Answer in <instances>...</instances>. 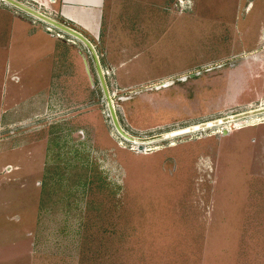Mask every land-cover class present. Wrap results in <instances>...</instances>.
<instances>
[{
	"label": "rangeland",
	"instance_id": "rangeland-1",
	"mask_svg": "<svg viewBox=\"0 0 264 264\" xmlns=\"http://www.w3.org/2000/svg\"><path fill=\"white\" fill-rule=\"evenodd\" d=\"M125 1L114 23L137 54L126 83L202 71L121 101L134 90L104 70L126 132L264 106V0ZM4 98L0 264H264V115L139 151L113 130L99 87Z\"/></svg>",
	"mask_w": 264,
	"mask_h": 264
},
{
	"label": "crops",
	"instance_id": "crops-1",
	"mask_svg": "<svg viewBox=\"0 0 264 264\" xmlns=\"http://www.w3.org/2000/svg\"><path fill=\"white\" fill-rule=\"evenodd\" d=\"M18 1L35 3L40 12L60 23H67L70 28L81 33L96 50L103 71H111L116 85L122 90H134L129 94H132L130 99L146 92L160 91L164 88H147L172 80L157 78L138 85L125 82L137 68V61L133 60L137 54L127 47L128 37L124 34L123 25L114 21L115 16L123 14V5L129 4V1ZM133 3L141 7L143 0H133ZM46 26L0 0V96L5 97V101L8 100L6 97H11L9 100L12 105H20L22 102L18 104L16 100H24L25 97H83L85 94H98L96 71L87 49L76 39L55 29L48 32Z\"/></svg>",
	"mask_w": 264,
	"mask_h": 264
},
{
	"label": "water",
	"instance_id": "water-1",
	"mask_svg": "<svg viewBox=\"0 0 264 264\" xmlns=\"http://www.w3.org/2000/svg\"><path fill=\"white\" fill-rule=\"evenodd\" d=\"M1 1L22 11L23 13L40 21L41 23L47 25L48 27L53 28L61 33H64L76 39L87 49L94 63L98 85L100 88L102 98L105 103V108L107 112L106 114H107V117L109 118V121H110V124L113 130L124 141L135 145L139 151H144L146 149V146H149V145H156L158 143H161L167 140H172V139L186 136L192 133L202 132L207 129H212V128H216L220 126H226L227 124L235 123V122L242 121V120H247L248 118H251L253 116L264 114V106H259L254 109H249V110H245V111L234 113V114H227L223 117H219L213 120L190 125L184 128H179V129L163 132V133H160L158 135H155L149 138H140V137L133 136L122 128L118 120L116 109L114 106V101L112 99L113 95L108 88L105 72L103 71L101 67L98 55L96 53V50L92 46V44L81 33L77 32L76 30L70 28L69 26L63 23L56 21L50 16L40 12L38 9H34L33 7H30L18 0H1ZM217 67H221V66L219 65ZM86 71L87 73H89L87 67H86ZM201 74H202V71H194L192 73L179 76L176 79H172L164 83H160L152 87H149L147 88V90H160L162 88H167L173 85L175 82H185L186 80L196 78L200 76ZM131 97H132V94L128 95L127 97H121L120 100L127 101ZM227 132L228 131L226 129L222 130V133L224 135H226Z\"/></svg>",
	"mask_w": 264,
	"mask_h": 264
},
{
	"label": "bare ground",
	"instance_id": "bare-ground-1",
	"mask_svg": "<svg viewBox=\"0 0 264 264\" xmlns=\"http://www.w3.org/2000/svg\"><path fill=\"white\" fill-rule=\"evenodd\" d=\"M262 115H264V114H260V115H257V116H253V117H251V118L258 117V116H262ZM251 118H248V119H251ZM248 119H247V120H248ZM244 121H246V120L238 121V122L231 123V124H238V123H241V122H244ZM231 124H227V125H231ZM227 125H226V126H227ZM226 126H223V129H226V128H227ZM226 130L228 131V129H226ZM146 149H147V147H146Z\"/></svg>",
	"mask_w": 264,
	"mask_h": 264
},
{
	"label": "built area",
	"instance_id": "built-area-1",
	"mask_svg": "<svg viewBox=\"0 0 264 264\" xmlns=\"http://www.w3.org/2000/svg\"><path fill=\"white\" fill-rule=\"evenodd\" d=\"M24 4H26V5H28V6L34 8V6H32V5L29 4V3H24ZM34 9H37V8H34ZM33 19H34V18H33ZM34 20H35V21H38V20H36V19H34ZM46 30H48V32H52V31H53V28H50V27L46 26ZM106 74H107V72L105 71V76H106Z\"/></svg>",
	"mask_w": 264,
	"mask_h": 264
},
{
	"label": "trees",
	"instance_id": "trees-1",
	"mask_svg": "<svg viewBox=\"0 0 264 264\" xmlns=\"http://www.w3.org/2000/svg\"><path fill=\"white\" fill-rule=\"evenodd\" d=\"M63 24H65V25H67V26H68V24H67V23H65V22H63Z\"/></svg>",
	"mask_w": 264,
	"mask_h": 264
}]
</instances>
